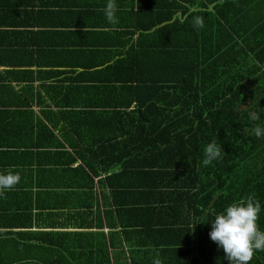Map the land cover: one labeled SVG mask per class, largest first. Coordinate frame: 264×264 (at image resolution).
I'll return each mask as SVG.
<instances>
[{"label":"trees","instance_id":"obj_1","mask_svg":"<svg viewBox=\"0 0 264 264\" xmlns=\"http://www.w3.org/2000/svg\"><path fill=\"white\" fill-rule=\"evenodd\" d=\"M124 5L125 43H130L117 62L123 75L108 78L119 85L102 86V92L117 96L110 102L92 103L98 117L109 115L102 124L119 132L92 134L81 141L75 134L81 146L69 142V148L82 162L79 174L109 172L104 178L109 198L102 200L109 199L118 220L137 210H155L156 220L162 210L155 203L164 202L156 194L166 191L167 205L161 207L183 206L195 224L189 229L193 238L189 264H229L222 248L209 237L216 215L254 196L261 205L258 227L264 231V137L252 132L257 124L264 127V0H125ZM197 15L204 18L199 30L192 25ZM42 90L52 93L53 87ZM0 92L11 90L2 85ZM49 99L57 108L62 106ZM252 111L260 116L256 122L249 120ZM41 126L47 149L59 145L53 131L43 122ZM213 140L225 155L203 166V148ZM84 153L90 160L84 159ZM78 186V222H63V227L73 229L14 231L30 240L0 246V264H117L111 253L122 248L117 232L107 233L106 244L102 232L90 230L91 197L85 194L86 182ZM111 212L106 209L105 214ZM97 213L96 207V218ZM14 218L23 225V218ZM123 223L141 225L138 239L147 246L145 259H130V264H153L163 242L145 238L150 228L144 222ZM39 234L44 238L38 243ZM164 251L171 261L170 249L165 246ZM250 264H264V251H257Z\"/></svg>","mask_w":264,"mask_h":264},{"label":"crops","instance_id":"obj_2","mask_svg":"<svg viewBox=\"0 0 264 264\" xmlns=\"http://www.w3.org/2000/svg\"><path fill=\"white\" fill-rule=\"evenodd\" d=\"M124 1L116 0L119 23L110 25L101 11L107 0H0V88L6 85L11 90L0 92V173L11 171L21 176L15 188L0 197L1 247L25 238L21 242L24 245L30 240L14 231L73 229L63 227V222H78V183L86 182L85 194L92 201V214L87 217L92 224L90 230L97 228L102 232L106 244L107 233L115 231L122 244V248L111 250L114 263L130 264V259L139 262L146 257L147 246L138 239L142 226L123 223L133 221L144 222L150 228L145 238L163 242L158 246L162 263L189 264L193 245L189 229H195V224L190 222L187 209L178 204L170 206L176 207L174 210L161 207L166 204V191H158L163 193L156 194L158 200L164 202L155 203L162 210L157 212L156 220L155 210H137L118 220L115 207L108 206L109 199L102 200L104 196L109 198V187L104 181L109 172L79 174L82 162L69 148V142H79L76 135L81 141L92 134L118 131L102 124L109 115L98 117L92 103L110 102L117 96L112 98L113 94L102 92V86L119 85L108 78L123 75L117 62L130 43H125ZM115 66L116 70L110 69ZM50 86L53 92L45 94L42 89ZM49 96L62 106L51 104ZM133 106L131 103L129 109ZM119 117L122 119V115ZM41 122L53 131L59 145L47 149L48 139ZM127 129L119 128L124 132ZM135 131L136 128L132 132ZM87 156L84 153V159L90 160ZM51 206L53 210H48ZM106 209L112 212L105 214ZM15 216L23 218L22 226H18ZM38 238L39 243L44 236L39 234ZM165 246L170 249L172 262L165 259Z\"/></svg>","mask_w":264,"mask_h":264},{"label":"clouds","instance_id":"obj_3","mask_svg":"<svg viewBox=\"0 0 264 264\" xmlns=\"http://www.w3.org/2000/svg\"><path fill=\"white\" fill-rule=\"evenodd\" d=\"M101 11L110 25L119 23L116 0H107ZM192 25L197 30L203 28L204 18L199 15L194 16ZM259 119L257 112L249 113L251 122ZM252 132L257 138L264 137V127L258 124L252 128ZM224 155L221 145L213 140L203 148L202 165L208 166L213 161H220ZM20 180L21 176L18 172L0 173V197L7 191L13 190ZM260 211L259 201L254 196H248L246 200L227 206L222 213L215 216L209 237L222 248L229 264H250L257 251H264V231L259 229L257 223ZM153 264H162L158 251L155 253Z\"/></svg>","mask_w":264,"mask_h":264},{"label":"water","instance_id":"obj_4","mask_svg":"<svg viewBox=\"0 0 264 264\" xmlns=\"http://www.w3.org/2000/svg\"><path fill=\"white\" fill-rule=\"evenodd\" d=\"M177 14H179V12H177ZM170 21H171V20H170ZM166 22H168V21H165V22H163V23H161V24H159V25H162V24H164V23H166ZM159 25H158V26H159ZM214 198H215V196L213 197L212 201L214 200ZM212 201H211V202H212Z\"/></svg>","mask_w":264,"mask_h":264},{"label":"built area","instance_id":"obj_5","mask_svg":"<svg viewBox=\"0 0 264 264\" xmlns=\"http://www.w3.org/2000/svg\"><path fill=\"white\" fill-rule=\"evenodd\" d=\"M263 65H264V63H263Z\"/></svg>","mask_w":264,"mask_h":264}]
</instances>
